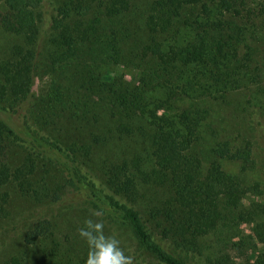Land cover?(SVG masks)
I'll use <instances>...</instances> for the list:
<instances>
[{
  "label": "trees",
  "instance_id": "16d2710c",
  "mask_svg": "<svg viewBox=\"0 0 264 264\" xmlns=\"http://www.w3.org/2000/svg\"><path fill=\"white\" fill-rule=\"evenodd\" d=\"M46 1L0 0V264H85L89 219L132 264H264V0Z\"/></svg>",
  "mask_w": 264,
  "mask_h": 264
},
{
  "label": "rangeland",
  "instance_id": "374dc122",
  "mask_svg": "<svg viewBox=\"0 0 264 264\" xmlns=\"http://www.w3.org/2000/svg\"><path fill=\"white\" fill-rule=\"evenodd\" d=\"M53 1L54 0H49V1H46V3H45V8L49 12V15L54 13V8H53L54 5L52 4ZM47 24H48L47 26H49V20H47ZM126 79L129 80L130 76L127 75ZM38 83H37V85H38ZM37 85L34 88L35 91L38 88ZM254 89L255 88H251L247 92L244 91V94L239 96V98L229 100V105H227L226 107H225V105H222L221 107H219L221 114L226 119L224 124L223 123H216V127L219 129V132L221 134V138H224L225 136H230L232 138H235V137H238L241 134V132H243V133L248 132L247 128H248L249 117L244 118L243 109H244V104H247V105L248 104H251V105L256 104V103L251 102V100L253 99L252 96L254 93ZM263 120H260V121L263 122ZM257 121H259V119ZM257 133H258L259 137L260 136L263 137V141H264V130L259 128ZM261 152H259V153H261ZM257 157H258V154H257ZM261 177L263 179L262 175H261ZM10 227L12 228V230H10V232H12L14 235H15V233L20 232V230H22V228H23V226L20 223L17 224L16 226L11 225ZM252 228H253V225H250L248 223H244L241 221H239L238 225H237V231L240 235H245L247 233H251ZM248 246L251 247L250 241L248 243ZM259 247L260 248H257L256 250L259 253L264 252V244H260Z\"/></svg>",
  "mask_w": 264,
  "mask_h": 264
},
{
  "label": "clouds",
  "instance_id": "9594fccd",
  "mask_svg": "<svg viewBox=\"0 0 264 264\" xmlns=\"http://www.w3.org/2000/svg\"><path fill=\"white\" fill-rule=\"evenodd\" d=\"M99 216L101 213H94ZM104 224L86 220L79 229V236L88 246L85 264H132V258L126 256L114 237L104 235Z\"/></svg>",
  "mask_w": 264,
  "mask_h": 264
}]
</instances>
